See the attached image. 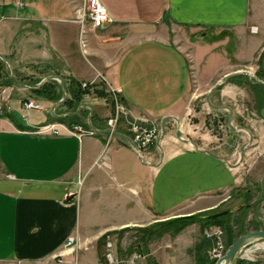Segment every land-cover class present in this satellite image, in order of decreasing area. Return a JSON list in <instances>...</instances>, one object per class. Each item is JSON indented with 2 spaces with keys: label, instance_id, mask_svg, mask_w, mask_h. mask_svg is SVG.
Segmentation results:
<instances>
[{
  "label": "crops",
  "instance_id": "obj_1",
  "mask_svg": "<svg viewBox=\"0 0 264 264\" xmlns=\"http://www.w3.org/2000/svg\"><path fill=\"white\" fill-rule=\"evenodd\" d=\"M99 2L109 22L93 29L87 22H77L80 0H23L13 5L0 0V55L8 61L14 58L23 68L27 63L47 67L50 75L62 79L66 93L70 81L103 79L118 92L130 116L154 126L167 117L165 132L157 144L137 152L121 139L96 132L105 129L107 108L102 104L88 103L91 114L87 107L75 114V110L54 114L56 104L46 101L51 117L28 123L18 120L13 108L4 103L0 117V264H53L57 255L60 264H100L102 238L173 216L208 211L216 205V196L243 182V163H236V157L232 161V156L209 152L213 158L203 152L206 148H194L182 135L191 126L185 121H189L193 78L197 84L196 74L208 72L209 57L215 62L224 55L236 62L244 60L239 50L219 52L215 48L229 40L253 44L257 37L241 31L264 29V0ZM54 13L65 16L61 20L67 27L64 37L53 36L47 25ZM198 30L213 33L201 38L199 42L204 41L199 45ZM263 38L258 40L259 48L249 49L246 55L253 56ZM183 40V48L190 52L178 46ZM48 77L42 83H56L61 93L59 81ZM25 86L29 89L24 91L33 93L41 84ZM97 86L102 88V84ZM11 87L0 89L1 102ZM82 115L86 127L96 130L94 135L69 131L75 122L70 116ZM117 130L130 139L124 126ZM176 130L182 141L174 136ZM185 132L191 134V130ZM178 146L188 158L163 172L179 153L169 150ZM67 237L74 243L65 250L62 245Z\"/></svg>",
  "mask_w": 264,
  "mask_h": 264
},
{
  "label": "rangeland",
  "instance_id": "obj_2",
  "mask_svg": "<svg viewBox=\"0 0 264 264\" xmlns=\"http://www.w3.org/2000/svg\"><path fill=\"white\" fill-rule=\"evenodd\" d=\"M12 5L16 4L18 2H23V0H10ZM79 1V0H77ZM10 16H13V12L10 11ZM65 16L54 13L52 15L53 21H49L47 25L52 31L53 36L56 37H64L67 35V27L65 24L61 21ZM6 22H9L7 19H5ZM11 21V20H10ZM254 31V32H252ZM7 34L9 30L5 31ZM4 32V33H5ZM202 32V35L199 33ZM245 34V36L250 37H257V40L251 44L248 45L247 42L244 40V45H241L239 43H236L233 46V50H239V55L243 57L245 60L244 62H236L232 57L228 59V56H223L221 59H218V61H214V58L209 57L208 61L206 59V63L208 64V69L206 73H200L198 72L196 75V79L199 80L202 85L197 87V84L193 82L191 84L190 93H189V111L187 119H190L193 115L192 113V98L191 94L194 93V89H196L195 94H199L198 96V105L200 106L199 112L197 114V117L199 119H202L203 116H205L206 109H204V106L201 102L202 95L207 91V89L214 83V82H221L222 75L226 71L243 69L244 67L248 68V72L252 74L256 70V66L254 65L255 59L257 58V54L261 53L260 56V68L264 69V38L261 43V47H263V50L258 49L253 56L246 55L247 52L250 50H254L256 48H259L258 46V40H260L262 37H264V29H254L249 30L248 28L241 31ZM213 33L211 30H198L196 31L195 38L196 43L201 44L203 41L199 42L201 38H205L208 34ZM69 35V34H68ZM70 36V35H69ZM184 41V42H183ZM179 41L178 46L183 48V43L186 41ZM198 41V42H197ZM186 52H190V49L187 47L183 48ZM216 50H219V52H222L224 50V45H218L215 48ZM230 48H227L226 50H229ZM250 49V50H249ZM247 50V51H246ZM245 51V52H244ZM245 53V55H243ZM7 58V57H6ZM228 60V61H227ZM14 58H10L9 61L6 60L5 63V75H9V71H14V74L17 76V79L20 81V84L26 85L30 84L32 87L37 86L38 84H43L42 82L50 75V71L47 67L37 64L32 65L30 63H27V65L23 68L19 65H16L17 62ZM213 61L215 63H213ZM205 63V64H206ZM241 63V64H240ZM18 64V63H17ZM222 64H224V68H222ZM228 64V65H226ZM214 66V68H212ZM212 68V70L209 71V69ZM219 70V71H218ZM212 72V73H211ZM13 74V73H12ZM211 74V76H210ZM202 76V77H201ZM33 81V83H30ZM239 82V79L232 80V82ZM36 82V83H34ZM98 81H95V85L93 89H90L88 87L83 91L81 94V102L82 103H90L92 106H97L98 104H102L101 107L107 108V114L104 119V124L107 121L108 118H114L117 120L116 125H114L115 131L118 132L119 126H124L127 131L128 135L131 138L132 132H129V126L126 123V120L132 123L133 126H137L138 128H144V129H151L152 127L154 130V135H159V127L161 122H159L158 126L142 123L141 121L138 122V118H134L127 114L125 118L122 117L121 113H119L118 110H115V108L111 105V100L109 95H107L104 92L103 88H99L97 86ZM52 83V82H51ZM228 82L227 88H223V94H222V101L223 103L229 105L231 108H233L235 111H237L238 115L242 114L243 117V132H239L238 134L241 136L240 141H242L245 144L244 154H243V169L244 171V178L243 182H240V185L238 187H233L229 189L227 192L222 194L221 196H216L213 201L216 202V205L208 211H204L202 213H198V215H207L219 211H223L225 209H231L232 210V218H239V228H235L236 226L233 225V229L236 232L237 230L240 235L253 231V230H263L264 229V120L259 119L258 113L255 110V106L253 105L251 96L249 93L243 94L241 91H238L231 87V83ZM98 87V88H97ZM102 87V86H101ZM3 88V86H0V89ZM95 90H101L103 95L100 96L98 93H95ZM54 94L56 96V109L53 112L54 114H59L62 111L65 110H72V107L64 106L62 102L67 97V94L64 90V93L61 95L59 92L58 86L56 83H54ZM85 92V93H84ZM4 101L0 100V110L2 115V106L4 103L10 105L13 108V114L14 116L19 120L27 121L28 123H40L48 118L51 117L53 114L50 111L49 104L46 103V99L41 97L40 95H37L35 93H29L27 91H24L22 89L21 91L15 87H11V90L8 91L7 94H5ZM69 96V95H68ZM119 96V95H118ZM25 99V100H23ZM21 101V105L18 104ZM26 101H32L33 103H36L41 106V109L36 110H25L24 107H22V103ZM120 101V97H119ZM49 102V101H48ZM51 102V101H50ZM2 103V104H1ZM119 105L122 107V110L125 108L122 105V102H118ZM202 104V105H201ZM67 108V109H66ZM72 110L71 112H73ZM125 111V110H124ZM187 112L186 110L184 111ZM80 117V118H79ZM76 118V121H79L78 126L84 130L87 129L86 125L84 124L83 118L85 115L79 116ZM91 119V117H90ZM83 121V122H82ZM145 121V120H144ZM192 123V121H185ZM201 121H199L200 123ZM232 125H234L232 123ZM71 126V125H70ZM72 126H76L73 124ZM106 127V124H105ZM192 130V125L190 128L184 129V135L182 137L184 138H193L197 136V134L192 133L188 135L185 131ZM198 133L200 134L199 140L197 142L198 147H204L206 149H212L215 145V140L210 137L204 139V135H206L207 129L201 127V124H198ZM216 130V131H215ZM165 132V128L163 130V133ZM226 130H218L213 128L212 133L213 134H222L224 135ZM162 133V135H163ZM175 136V132H174ZM181 137V138H182ZM250 138V140H249ZM191 140V139H190ZM213 141V143H209ZM148 149V147H147ZM222 150V149H220ZM218 149V151H220ZM224 150V149H223ZM169 151H179L177 153V156L175 159L172 160L171 163L167 164L163 168V172L171 165L181 163L184 161L187 157V155L184 153L185 151L182 150L181 146H178L177 148H173ZM161 155V156H160ZM159 157L162 161V154H159ZM232 161H234L235 155L232 156ZM226 168V167H224ZM162 174V172H161ZM159 175V177L161 176ZM226 180V178H225ZM232 180V177L229 176L228 183L230 184ZM219 190L220 191H223ZM218 191H215V193ZM248 205V208L246 210H243V213L238 212L239 209L245 207ZM241 213V214H240ZM196 214V213H195ZM169 219V218H168ZM163 222H155L151 225L147 226L146 228L155 227L157 225H160ZM234 224V223H233ZM257 224V225H256ZM257 226L256 228H253V226ZM136 228H128L126 231H118L117 233L109 234V238L104 237L102 240L103 245L101 247L100 251V264H194V247L195 245L202 240L203 237L210 239V245L205 249L206 258L213 262V264L216 262V260L219 259V257H222L225 250L228 246H226L225 236L223 234V231L216 226H210V227H204L200 223L190 220L185 221H177L173 224L167 226L162 229V232L153 235L148 236L147 238H143L140 242H138V237L140 236L138 233H135ZM160 231V230H159ZM215 231H218L219 234H216ZM213 233V234H212ZM206 235H210L209 237ZM239 235V236H240ZM238 237V236H237ZM236 237V238H237ZM66 240V239H65ZM108 240L111 243V251L107 252L105 249L104 242ZM113 245V246H112ZM135 245L139 246L140 252L142 254L141 257H137L134 255V247ZM70 249V248H69ZM107 255L109 257L107 258ZM88 259V258H87ZM109 259L111 262H109ZM53 264H60L57 263V260L53 259ZM226 264H264V241L261 239H250L246 241L239 250L232 255V257L228 260Z\"/></svg>",
  "mask_w": 264,
  "mask_h": 264
},
{
  "label": "flooded vegetation",
  "instance_id": "obj_3",
  "mask_svg": "<svg viewBox=\"0 0 264 264\" xmlns=\"http://www.w3.org/2000/svg\"><path fill=\"white\" fill-rule=\"evenodd\" d=\"M249 30H254L255 28L250 27ZM254 32V31H252ZM234 45H237L234 43L233 40H229L228 43L224 45V49L233 48ZM235 47V46H234ZM260 49L263 50V47L260 45ZM260 56L261 53L257 54V58L255 59L254 65L256 66V70L250 74L248 72V68L244 67L243 69L236 68L235 70L226 71L222 75L221 82H214L207 91L212 88L215 84L217 86L215 89L209 94L208 96V102L210 105L205 103V95L207 91L202 95V104L204 106V109H206L205 116L202 117V119H199L197 117V114L199 112V105H198V96L199 94H195L196 89H194V93L191 94L192 98V117L189 119V121H192V133L197 134L196 137L190 138L192 141V145L194 148H198L197 142L200 139V134L198 133V124H201V127L207 129L209 133L206 132L207 138L212 137L215 140V145L212 149H207V152H210L212 154L214 153H221L225 156H233L235 155L236 160L235 162L241 163L243 159L245 144L240 141L241 136L238 134L239 132H243V117L242 114L238 115L237 111H235L233 108H231L229 105L223 103L222 101V92L223 88H227L228 82L231 83V87L241 91L243 94L249 93L251 96L253 105L255 106V110L258 113V117L261 120H264V69H261L260 66ZM232 56L229 55L228 59ZM245 60L239 61L244 62ZM238 62V63H239ZM237 62L234 63V65ZM241 64V63H240ZM219 71V70H218ZM237 73L234 76H231L230 78L224 80V77L229 74ZM239 79V82L235 81L232 82V80ZM229 83V84H230ZM69 97V96H68ZM67 99V98H65ZM64 99V100H65ZM56 103V102H55ZM79 103H82L81 101ZM78 103V104H79ZM63 104V102H62ZM77 104V105H78ZM201 104V105H202ZM77 107V106H76ZM79 109V108H78ZM76 110V108L74 109ZM199 121H201L199 123ZM232 123L234 125H232ZM77 125V124H75ZM153 128V127H152ZM213 128L218 130H226L225 134H213L212 130ZM154 129V128H153ZM155 130V129H154ZM216 131V130H215ZM160 132V127H159ZM158 135H154L151 137V140L147 144L145 148H147L149 145L156 142V138ZM161 136V135H160ZM250 140V138H249ZM213 143V141L209 142ZM144 148V149H145ZM218 149H222L218 151ZM224 149V150H223Z\"/></svg>",
  "mask_w": 264,
  "mask_h": 264
},
{
  "label": "built area",
  "instance_id": "obj_4",
  "mask_svg": "<svg viewBox=\"0 0 264 264\" xmlns=\"http://www.w3.org/2000/svg\"><path fill=\"white\" fill-rule=\"evenodd\" d=\"M81 4H80V9H79V18L77 20V22L81 25L84 22H87L88 25L93 28V29H98L101 28L104 24L109 22L108 16L103 8V6L101 5V3L99 2V0H80ZM102 84V88L104 89V92L109 95L110 97V102L111 105L115 108V110H118L119 113H121L122 117L125 118L126 116V111L122 110V107L119 105L118 102L119 101V96H118V92L113 89L112 87H110L108 84L104 83L103 79H101V82H97V84L101 85ZM95 85L94 81H89V82H79V88L81 90H85L88 87H90V89H93ZM22 107L25 108V110H40L41 106L33 103L32 101H26L24 103H22ZM0 114H1V110H0ZM23 120H25L23 118ZM141 121L142 123H144V120H138V122ZM117 120L114 118H108L107 121L105 122L107 129H109L110 131H115L114 125H116ZM127 125L129 126V132H132V137L130 138L131 142L133 143L135 150L141 151L143 150L147 144L149 143V141L151 140V137L153 136L154 133V129H144V128H138L137 126H133L132 123H130L129 121L126 120ZM72 133H76L77 135H94L95 131L90 129L89 127H87L86 130L80 128L78 125L76 126H71V129L69 130ZM110 136V135H108ZM216 234H219L218 231H215ZM213 234V233H212ZM206 236H210V235H206ZM109 237H107L108 239ZM73 238L72 237H67L66 240L64 241L63 245H62V249H69L72 247L73 245ZM105 245V250L107 252L111 251L112 247H111V243L106 240L104 242ZM113 246V245H112ZM60 255L54 256L53 259L57 260V263L61 262L60 259ZM109 257V255H107V258ZM220 258V257H219ZM109 262H111V260L109 259Z\"/></svg>",
  "mask_w": 264,
  "mask_h": 264
},
{
  "label": "trees",
  "instance_id": "obj_5",
  "mask_svg": "<svg viewBox=\"0 0 264 264\" xmlns=\"http://www.w3.org/2000/svg\"><path fill=\"white\" fill-rule=\"evenodd\" d=\"M4 67H5V63L2 60H0V86H11L9 79H8V75L4 74L5 73ZM65 91H66V89H65ZM67 91H68L69 97L63 101V105L69 106L70 108L72 107V110H74L76 108L77 104L81 100V94L83 91H81L79 88V82H74V81L69 82V86H68ZM32 92L37 94V95H40L41 97H43L47 101H51V102L56 101V96L54 94L55 93L54 92V83L45 82L41 86H39L38 88L33 89ZM95 93H98V95H100V96L103 95L101 90H95ZM90 117H91V115H90ZM70 118L74 119V121H75V122H73L74 124H80L78 121H76L75 116H70ZM263 190H264V187H263ZM246 208H248V205L239 209L238 212L243 213V210L245 211ZM231 215L232 214H229V215H225V216L215 218V219H210V220H201V221L190 220V221L191 222L196 221L204 227H210V226L219 227L223 231V234L225 236L226 246H229L231 244V242L237 236L240 235V233H238L239 230H237L235 232L233 229V225L236 226L235 228H239L238 227L239 226V224H238L239 218L238 217L232 218ZM179 221H185V220H179ZM158 223H160V222H158ZM256 225L253 226V228H256L257 227ZM134 230H135V233H138L140 235L138 237V242H140L145 237L147 238L148 236H153V235H156V234L162 232V230L151 231L148 228H136ZM123 231H126V229L122 230L121 232H123ZM101 240H103V238ZM209 245H210V239L208 240L205 237H203L202 240L199 241L195 245V247H194V264H213L212 261H210L206 258V254H205V249ZM152 264H156V263H152Z\"/></svg>",
  "mask_w": 264,
  "mask_h": 264
},
{
  "label": "water",
  "instance_id": "obj_6",
  "mask_svg": "<svg viewBox=\"0 0 264 264\" xmlns=\"http://www.w3.org/2000/svg\"><path fill=\"white\" fill-rule=\"evenodd\" d=\"M0 59L4 63H6V59L3 56L0 55ZM236 74L237 73L226 75L224 77V80H226V79H228L231 76H234ZM48 78L49 79H55V80L59 81L61 93L63 94L64 93V87H63L62 79L59 76H50ZM8 79H9L10 84L12 86L16 87V88L29 89V87L17 83L15 81L11 71H9ZM216 86H217V84H215L212 88H210L207 91L206 95H205V103L208 104V105H210L209 102H208V96L215 89ZM80 107H87L89 109V114H91V106L89 104L79 103L77 105V107H76V110L78 108H80ZM76 110L72 114H75ZM165 120H167V117H163L161 119L160 133H159V135L156 138V142H155L156 144H157L158 139L160 138V135L163 133V130H164L163 124H164ZM89 128L94 130V131H96L91 126H89ZM96 132H99V133H102V134H106V135H110L112 137L121 139V140L127 142L133 149H135V147H134L133 143L131 142V140L129 138H127L126 136H124L123 134L119 133V132L110 131L107 128H105V129H103L101 131H96ZM175 137H176V139L182 141V139H180V137H179V131L178 130L175 131ZM183 142H186V141H183ZM203 152L205 154L215 158L209 152H207V151H203ZM231 213H232L231 209H225L223 211H219V212H215V213H211V214H207V215H198V214H195V213L185 214V215H178V216H173V217H171L169 219H165V220L161 221L163 223H161L160 225H157L155 227H151V228H148V229L151 230V231H159V230H162V229L166 228L167 226H169V225H171L174 222H177L179 220H199V221H201V220H210V219L219 218V217H222V216H225V215H229ZM254 238L261 239V240L264 241V229L263 230L249 231V232H246V233L238 236L237 238H235L231 242V244L227 247V249L225 250L223 256L220 257L218 260H216V262L214 264H221V263L222 264H226L228 262V260L232 257V255H234L239 250V248H241L243 246V244L246 241H248L250 239H254ZM134 255L137 256V257H141L142 256L138 245H135V247H134Z\"/></svg>",
  "mask_w": 264,
  "mask_h": 264
},
{
  "label": "bare ground",
  "instance_id": "obj_7",
  "mask_svg": "<svg viewBox=\"0 0 264 264\" xmlns=\"http://www.w3.org/2000/svg\"><path fill=\"white\" fill-rule=\"evenodd\" d=\"M222 264V263H221Z\"/></svg>",
  "mask_w": 264,
  "mask_h": 264
}]
</instances>
